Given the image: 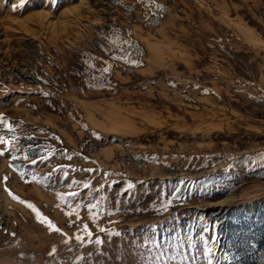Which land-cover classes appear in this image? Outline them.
<instances>
[{
    "label": "rangeland",
    "instance_id": "rangeland-1",
    "mask_svg": "<svg viewBox=\"0 0 264 264\" xmlns=\"http://www.w3.org/2000/svg\"><path fill=\"white\" fill-rule=\"evenodd\" d=\"M0 138V264H264V0H0Z\"/></svg>",
    "mask_w": 264,
    "mask_h": 264
},
{
    "label": "snow or ice",
    "instance_id": "snow-or-ice-1",
    "mask_svg": "<svg viewBox=\"0 0 264 264\" xmlns=\"http://www.w3.org/2000/svg\"><path fill=\"white\" fill-rule=\"evenodd\" d=\"M0 143H6L2 138H0ZM33 163H36V161L35 160H33L32 161ZM129 187H131V185H129ZM49 227L51 228L52 227V225L51 224H49ZM117 235H119L118 233H117ZM213 240L215 239V237H213L212 238ZM97 243H100V241L99 240H97ZM53 251H54V249H53ZM206 255V254H205ZM207 264H212V262L209 260L208 262H207Z\"/></svg>",
    "mask_w": 264,
    "mask_h": 264
}]
</instances>
